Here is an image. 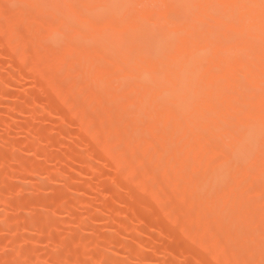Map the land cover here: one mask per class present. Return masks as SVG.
I'll use <instances>...</instances> for the list:
<instances>
[{
	"label": "bare ground",
	"instance_id": "bare-ground-1",
	"mask_svg": "<svg viewBox=\"0 0 264 264\" xmlns=\"http://www.w3.org/2000/svg\"><path fill=\"white\" fill-rule=\"evenodd\" d=\"M6 1L0 0V12ZM14 1L31 3L36 9L7 23L10 27L27 23L34 31L33 41L15 47L21 55H26L27 49L39 50L43 44L40 37H63V45L46 63L52 71L67 58L77 57L71 58L65 90L72 92L81 72L88 69L92 75L82 84L91 88L87 90L88 104L106 108L119 101L125 110H131L125 114L131 122L136 118L141 121L142 113L147 118L141 129L134 123L140 129L137 136L125 130L130 125L126 119L116 141L112 134L118 130L117 120L105 123L103 117L97 122L90 118L88 127L105 146L112 165L127 169L138 183L159 176L176 188L181 185L183 202L200 203L196 214L189 217L190 223L202 221L207 228L211 222L206 223V218H218L228 204L239 207L236 211L240 214H229L231 220L248 217L260 226L256 230L250 219L256 232L251 235L253 230L247 231L251 236L245 244L264 247V0ZM47 5L54 10L49 11ZM39 60L40 56L33 57L32 65ZM46 73L50 88L61 91L62 82L56 81L53 72ZM123 76L131 81L117 92L113 84ZM156 98L162 99L159 105L152 104ZM69 106L79 120L86 118L82 107ZM131 144L143 157L136 158L135 166L127 159ZM145 160L154 165L140 173L138 167ZM162 198L158 191L155 199ZM178 220L186 232L184 220L174 218ZM220 222L214 236L209 230L189 231L193 242L206 246L216 240L218 249L221 244L222 249L229 248L230 241L232 247L243 245L241 236L243 242L236 239L238 245L236 240L233 244L234 235L230 236L239 229L233 230L226 220ZM227 223L230 226H225ZM227 227L232 229L229 236ZM248 245L252 257L242 264H264V251L255 253L257 249ZM218 249L210 251L213 257Z\"/></svg>",
	"mask_w": 264,
	"mask_h": 264
},
{
	"label": "rangeland",
	"instance_id": "rangeland-1",
	"mask_svg": "<svg viewBox=\"0 0 264 264\" xmlns=\"http://www.w3.org/2000/svg\"><path fill=\"white\" fill-rule=\"evenodd\" d=\"M31 5L7 0L0 12V264L248 262V256L252 257L253 252L248 248L247 251L245 245L249 244L253 251L257 249L255 253L259 248H254L253 243L245 244L246 238L254 235L255 226L256 230L260 226L248 217L243 218L245 221L240 219L241 223L231 220L229 214L234 216L233 211H239V207L228 204L222 210L224 213L217 214L218 218L210 216L217 220L209 221V217L206 222L204 219L206 223L211 222L207 228L202 221L198 224L192 220L191 225L189 217L196 214L200 203L198 200L183 202L180 199L183 195L181 185L176 188L159 176L144 178L138 183L127 169L112 165L103 143L93 137L88 121L91 117L96 122L102 117L105 123L108 119L117 120L118 132L112 134V141H116L124 131L125 120H129L125 114H131V110H125L119 101L106 108L88 104L87 90L91 88L83 86L92 75L88 69L81 72L77 79L79 84L72 92L65 90L67 72L72 71V56L63 66L52 68V71L48 70L46 63L47 57L63 45V37H40L43 44L39 50L27 49L26 55L18 52L15 47L33 41L34 31L27 23L13 27L7 23L22 12H36ZM46 7L49 11L54 10L52 5ZM37 55L40 60L32 65V58ZM46 71L53 72L56 81L62 82L61 91L50 88ZM82 78L84 83H81ZM130 81L128 76H123L114 82L113 89L121 92ZM155 100L153 105L162 102V99ZM69 103L82 107L86 118L79 120ZM141 116V121L139 118L129 120L131 126H126L125 130L128 128V132L134 131L137 136L147 120L143 113ZM135 122L140 129L134 126ZM131 146L127 159L135 166L136 158L143 157L137 147ZM172 146L173 143L168 144V149ZM152 165L145 160L144 165L136 170H147ZM158 191L163 193L159 201L155 199ZM222 214L226 222H231L233 230L241 231H238L239 235L234 231L238 237L231 233L230 236H235H232L233 244L239 239L241 244L244 241L243 245L238 240L236 244L244 247L230 246L232 241L228 237L227 246L232 247L231 250L222 249V244L221 250L218 249V241H223L219 238L218 244L216 240L207 242L206 246L195 244L191 232L207 233L209 230L212 235L216 234V225L220 228V221H225L219 219ZM174 218L183 219L188 230L184 232L180 221L176 222ZM231 227L226 229L228 236ZM251 230L252 234L248 235L247 231ZM262 248L259 251H264ZM212 249H218L214 257ZM232 251L236 256L233 257Z\"/></svg>",
	"mask_w": 264,
	"mask_h": 264
},
{
	"label": "snow or ice",
	"instance_id": "snow-or-ice-1",
	"mask_svg": "<svg viewBox=\"0 0 264 264\" xmlns=\"http://www.w3.org/2000/svg\"><path fill=\"white\" fill-rule=\"evenodd\" d=\"M262 6H264V5H262Z\"/></svg>",
	"mask_w": 264,
	"mask_h": 264
}]
</instances>
